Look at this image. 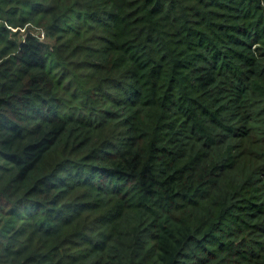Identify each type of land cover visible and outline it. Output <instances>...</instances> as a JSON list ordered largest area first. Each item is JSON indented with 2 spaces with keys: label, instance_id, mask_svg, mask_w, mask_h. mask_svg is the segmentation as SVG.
Here are the masks:
<instances>
[{
  "label": "trees",
  "instance_id": "16d2710c",
  "mask_svg": "<svg viewBox=\"0 0 264 264\" xmlns=\"http://www.w3.org/2000/svg\"><path fill=\"white\" fill-rule=\"evenodd\" d=\"M0 264H264V0H0Z\"/></svg>",
  "mask_w": 264,
  "mask_h": 264
}]
</instances>
